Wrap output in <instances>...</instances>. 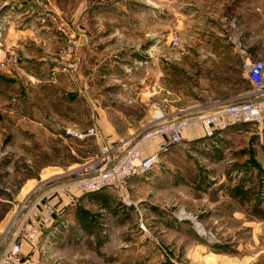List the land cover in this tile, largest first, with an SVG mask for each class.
<instances>
[{"label":"rangeland","instance_id":"rangeland-1","mask_svg":"<svg viewBox=\"0 0 264 264\" xmlns=\"http://www.w3.org/2000/svg\"><path fill=\"white\" fill-rule=\"evenodd\" d=\"M5 1L23 4L38 13L39 22H47L49 31L18 39L6 40L3 36L1 42L0 264H6L3 256L10 241L20 248L16 255L20 264H264V172L255 166L258 161L253 149L245 147L252 134L264 144V125L242 126L250 129L240 133L244 136L232 150L234 159L226 165L233 164L227 173L250 162L256 175H231L225 186H219L217 177L223 170L217 165L219 143L206 138L204 146L186 141L189 133L202 130L197 124L186 128L180 143L160 155L156 170H205L204 193L185 192L186 188L131 192V178L120 190H110L116 198L107 216L106 207L85 208L91 212V223L80 224L81 235L73 243L61 238L47 243L43 235L48 227L39 221L44 217L43 204H51L55 196L64 197L68 203L78 200L80 189L61 182L79 178L81 170L103 164L100 134L107 137L112 156H118L139 133L182 114L159 111L165 115L156 119L151 109L153 63L138 65L137 54L152 58L156 54L163 59L205 55V47L188 45L193 37L191 24L186 21L192 11L187 4L199 5L203 13L202 0H172V6L170 0H156L157 8L168 17L163 15L161 25L147 24L141 32L122 30L123 0L0 3ZM131 2L135 10L125 16L130 24L137 22V5L154 7L153 0ZM226 5L227 20L233 21L230 35L239 49L256 50L252 61L264 63V0H227ZM86 6L87 14L76 24L75 19ZM171 12L178 14V23L172 28ZM157 38L163 44L155 53L150 46L143 48ZM91 129L98 135L79 141L66 135L70 130L86 133ZM150 140L142 142L141 148H147L144 155L140 154L142 158L156 150ZM44 185H49V191L34 198ZM249 185L251 191L245 189ZM138 197L151 203L139 207L140 218L129 211L131 200ZM52 205L55 210L59 208ZM85 225H90V231L84 229Z\"/></svg>","mask_w":264,"mask_h":264},{"label":"crops","instance_id":"crops-1","mask_svg":"<svg viewBox=\"0 0 264 264\" xmlns=\"http://www.w3.org/2000/svg\"><path fill=\"white\" fill-rule=\"evenodd\" d=\"M153 1V8L149 7L146 9L141 3L137 5L136 7L139 8L137 12V22L130 24V21H125V16L131 14L133 8L135 10V7H133L135 3H132L131 0H123L122 17L124 24H122V30L141 32L147 28V24L155 23L153 24L154 27H156V24L161 25L162 16L164 15L167 18L168 14L163 12L160 8H157L158 6L155 5L156 0ZM202 2L205 4V11L203 13H201L199 5L195 3L187 4L192 8V11L191 14L186 16V21L188 24H191V26H189V32H191V36L193 37L189 39L188 45L190 47H205V55L181 54L179 57L169 56L168 58L163 59L160 55L158 56L156 54L153 58L151 56L137 54L139 58L138 65H144V63L149 64V61L153 63L155 79L152 91L154 104L151 109L157 114L156 119H161L162 116L165 115L161 113L163 111H176L182 112V114L171 116L170 119L165 122L177 119H186V121L194 120L203 114H200V112L213 111L221 108V106L227 103L235 102L237 100H245L252 89V86L246 77V67L248 63L252 61V56L257 55L256 50L245 51L239 49L240 46L238 45L237 40L230 35L233 21L227 20L225 14L227 0H202ZM203 3L202 5H204ZM169 4V6H172V0H170ZM254 8L257 9V7ZM88 10V6L83 10H80L75 19L76 24L82 20L83 15L87 14ZM261 11L264 12V8H261ZM7 15L9 16L7 17ZM177 15L178 14H172V12L169 14L170 28L173 27V23H178ZM39 18L40 15H38V13L31 11L29 7H26L23 4L13 3L12 1L1 2L0 47L3 36H6V40L18 39L21 36H33L34 32L37 31L38 33L49 31V24H47V22L40 23ZM240 22H242V19H238V23ZM199 25L200 27H198ZM44 41L43 38L42 42ZM162 44V39L157 38L150 41L149 45L147 46L146 44L143 48L150 46L155 53L158 48L162 47ZM182 61L185 63L182 64ZM163 121L155 124L151 129L145 131V133L144 131L139 133V135L135 137V141L132 144L126 145L123 150L119 152V155L140 140L143 135L151 132L153 128L165 123ZM242 126L245 125H240L235 129L232 128L220 134L215 132L212 137L205 136L203 131L198 128L196 130L197 132H191L186 137V141L192 143V145L201 142L204 146L205 138L211 143H219V146L216 148L218 149L217 165L223 167L221 174L217 177L219 186H225L227 178L231 175H238L239 177L241 176V178H244L248 174L251 175L253 173L250 162H246V164L241 163L239 169L234 167L233 170H229V172L226 173V169H231L233 165L226 166L228 162H231L234 159V152L232 150L234 148L236 149L235 144L239 139L243 138L242 136H244L240 133H243L244 130L250 129L242 128ZM197 127L200 126L198 125ZM232 130L235 131L230 132ZM131 135L132 134H129L128 136L131 137ZM253 136L254 135L252 134V140H249V142L245 144V147L253 149L256 153L254 158L258 161L255 166H260L261 169L259 172H264V144L259 142V138H254ZM163 140H165V137L153 138L150 140V144H152L157 150L158 145ZM99 142L100 147L101 144H107L109 141L105 135L100 134ZM99 142H97V144ZM79 143L85 145V143ZM142 146L143 143L140 145L139 150L140 154L144 155L147 148H141ZM157 167L146 176L132 179L130 182L131 192L135 190H180L183 188H186L185 192L189 190L192 192L196 190L202 191L203 193L205 192V170H156ZM247 170H250L251 173H247ZM253 174L256 175V172ZM195 175L198 176L195 177ZM67 182H70V180L68 181L67 179V181H62L61 183L63 184ZM249 187L251 186H245V189L248 190ZM49 188V185H44V187L34 195V198L41 196L42 194L44 195L49 191ZM249 190L251 191L252 188ZM61 197L55 196L54 199L49 201V203L55 204L59 207L57 211H60L62 215L57 213L53 224L49 226L47 228L48 230L44 233L43 236H45L47 243H49L52 238H61L60 240H66V243L76 242L81 235L80 224L86 221L91 223L89 218L91 212L85 211V208L88 209L95 206L100 208L106 207L108 213L105 211V214L107 216L113 209V201L116 198L115 194L110 190H103L98 193L79 194L77 196L78 200L75 203H68L64 197ZM254 200L253 202L257 203V200ZM249 204H252L251 198ZM147 205H151V203H149L148 200H145V198L138 197L135 201L131 200L129 211H133L137 217L140 218L141 214L139 207H147ZM158 208L163 209L161 206H158ZM164 212L166 213L165 210ZM166 216L167 215H163V217ZM84 227H86L84 228L86 231H90L87 229H91L90 225H85Z\"/></svg>","mask_w":264,"mask_h":264},{"label":"built area","instance_id":"built-area-1","mask_svg":"<svg viewBox=\"0 0 264 264\" xmlns=\"http://www.w3.org/2000/svg\"><path fill=\"white\" fill-rule=\"evenodd\" d=\"M173 43L174 45L177 44L176 38H173ZM246 77L252 89L245 100L227 103L221 108L203 113L192 122L174 120L158 125L151 132L143 135L138 140L140 142H136L138 144H133L117 157L115 155L112 156V148L110 151L108 145L103 144L101 152V157L104 159L101 161L103 164L95 168L92 166L84 171L81 170V174L78 175L79 178L73 179L64 185L77 186L80 189L79 194L95 193L103 190H120V187L124 186L126 181L131 178L146 176L154 170L159 162L160 155L168 153L174 145L180 143L186 128L190 126L199 124L204 135L212 137L215 132L220 134L240 125H264V63L249 62L246 67ZM66 135L78 140H84L93 135L97 136L98 133L93 129L88 130L86 133L70 130ZM160 137H165V140L158 145L157 150L142 158L139 145L149 138ZM42 211L44 217L39 221L46 224V227L51 226L54 222V217L57 215V210L52 204L45 203ZM19 249L18 245L10 241L5 249L6 251L4 250L6 253L3 256V261L9 264L10 262L7 261L14 260L18 264L20 260L16 255Z\"/></svg>","mask_w":264,"mask_h":264},{"label":"bare ground","instance_id":"bare-ground-1","mask_svg":"<svg viewBox=\"0 0 264 264\" xmlns=\"http://www.w3.org/2000/svg\"><path fill=\"white\" fill-rule=\"evenodd\" d=\"M109 147V149H110V151H111V147L110 146H108ZM74 170V169H73ZM57 177H58V175H57ZM26 201V200H25ZM20 210V209H19ZM19 212V211H18ZM15 218V217H14Z\"/></svg>","mask_w":264,"mask_h":264}]
</instances>
